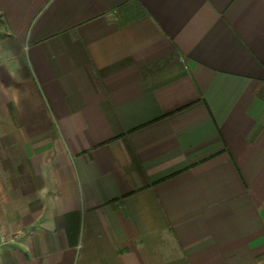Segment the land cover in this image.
<instances>
[{
	"label": "crops",
	"instance_id": "0c3cea01",
	"mask_svg": "<svg viewBox=\"0 0 264 264\" xmlns=\"http://www.w3.org/2000/svg\"><path fill=\"white\" fill-rule=\"evenodd\" d=\"M0 264H264V0H0Z\"/></svg>",
	"mask_w": 264,
	"mask_h": 264
},
{
	"label": "built area",
	"instance_id": "2783aa9c",
	"mask_svg": "<svg viewBox=\"0 0 264 264\" xmlns=\"http://www.w3.org/2000/svg\"><path fill=\"white\" fill-rule=\"evenodd\" d=\"M19 237H20V233L18 232L12 234L11 236H6L2 230V226L0 223V245L7 242L16 243Z\"/></svg>",
	"mask_w": 264,
	"mask_h": 264
}]
</instances>
